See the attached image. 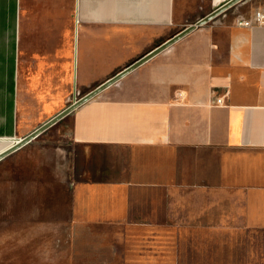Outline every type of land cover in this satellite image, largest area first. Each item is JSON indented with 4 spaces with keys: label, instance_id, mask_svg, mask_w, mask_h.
<instances>
[{
    "label": "crops",
    "instance_id": "0c3cea01",
    "mask_svg": "<svg viewBox=\"0 0 264 264\" xmlns=\"http://www.w3.org/2000/svg\"><path fill=\"white\" fill-rule=\"evenodd\" d=\"M218 1L199 12L195 0H0V137L23 136L20 105L50 119L74 92L97 88L225 3ZM183 9L191 19L180 18ZM257 12L264 17V0L254 11L224 12L66 116L70 148L81 149L70 197L75 226L255 231V264H264ZM244 21L252 27L238 25ZM86 245L108 250L115 264L179 258L177 242Z\"/></svg>",
    "mask_w": 264,
    "mask_h": 264
},
{
    "label": "rangeland",
    "instance_id": "374dc122",
    "mask_svg": "<svg viewBox=\"0 0 264 264\" xmlns=\"http://www.w3.org/2000/svg\"><path fill=\"white\" fill-rule=\"evenodd\" d=\"M228 1L219 0L213 6ZM257 1L244 0L225 14L254 11ZM195 2L201 12L210 0ZM181 12L180 18L189 16L187 9ZM73 95L74 99L82 97ZM33 107L20 105L18 133L23 136L0 137V149L49 119L37 115V107ZM70 118L65 117L0 162V264H103V260L115 264L106 254L108 250L86 244L123 239L177 242L179 248L174 251H179V258H164L163 264H255V231L128 234L109 226H75L70 197L74 158L81 155V149L70 148Z\"/></svg>",
    "mask_w": 264,
    "mask_h": 264
},
{
    "label": "water",
    "instance_id": "95a60500",
    "mask_svg": "<svg viewBox=\"0 0 264 264\" xmlns=\"http://www.w3.org/2000/svg\"><path fill=\"white\" fill-rule=\"evenodd\" d=\"M244 0H229L228 2L224 3L220 7L216 8L206 16L199 19L194 24L189 25L173 37H171L169 40H167L164 44L147 54L146 56H143L142 58L138 59L128 67H126L121 72L117 73L112 78L108 79L104 83H102L97 88L91 90L89 93L85 94L82 97H79L78 99L75 98L71 104L66 106L63 110L55 114L53 117L42 123L40 126H38L36 129L31 131L29 134L24 136L21 139H15V143L12 144L9 148L4 150L0 153V162L7 158L8 156L12 155L13 153L19 151L29 143H31L33 140H35L37 137H39L41 134H43L45 131H47L49 128L57 124L59 121L64 119L66 116H68L70 113H72L75 109L83 105L84 103L90 101L95 96H97L99 93L107 89L108 87L116 84L119 80H121L124 76H126L128 73L135 70L137 67L142 65L143 63L150 60L152 57L156 56L157 54L165 51L168 49L172 44H174L176 41L184 37L185 35L189 34L190 32L194 31L195 29L204 26L205 24L209 23L216 17L220 16L230 8L234 7L235 5L241 3Z\"/></svg>",
    "mask_w": 264,
    "mask_h": 264
},
{
    "label": "built area",
    "instance_id": "2783aa9c",
    "mask_svg": "<svg viewBox=\"0 0 264 264\" xmlns=\"http://www.w3.org/2000/svg\"><path fill=\"white\" fill-rule=\"evenodd\" d=\"M254 19H255V25L257 26H262L264 25V17H263V14L260 13V12H257L254 16ZM239 26H244V27H248V28H251L252 27V21H244V22H239L238 23ZM216 103L218 105L222 104V100L221 99H218L216 101Z\"/></svg>",
    "mask_w": 264,
    "mask_h": 264
},
{
    "label": "bare ground",
    "instance_id": "6f19581e",
    "mask_svg": "<svg viewBox=\"0 0 264 264\" xmlns=\"http://www.w3.org/2000/svg\"><path fill=\"white\" fill-rule=\"evenodd\" d=\"M14 143H15V142H14ZM9 147H10V146H9ZM9 147H7V148H9ZM7 148H5V149H3L2 151H0V153L3 152L4 150H6Z\"/></svg>",
    "mask_w": 264,
    "mask_h": 264
}]
</instances>
